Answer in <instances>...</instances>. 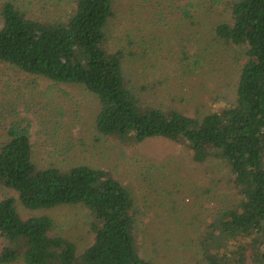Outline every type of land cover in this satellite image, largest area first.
I'll return each mask as SVG.
<instances>
[{"label": "trees", "instance_id": "trees-1", "mask_svg": "<svg viewBox=\"0 0 264 264\" xmlns=\"http://www.w3.org/2000/svg\"><path fill=\"white\" fill-rule=\"evenodd\" d=\"M38 1L41 11L32 9ZM0 0V62L59 83H78L99 99L96 130L122 141L163 137L193 161L220 160L233 199L198 229L204 264H264V0H220L228 22L213 38L239 48V78L230 105L201 115L143 106L108 49L112 0ZM42 1V0H41ZM66 1V3H65ZM66 7H68L66 9ZM46 8V9H45ZM30 120L11 124L0 144V183L27 208L82 204L92 217V243L82 252L50 235L47 216L22 218L14 197H0V264H155L142 256L129 189L107 170L78 165L61 171L31 160Z\"/></svg>", "mask_w": 264, "mask_h": 264}, {"label": "rangeland", "instance_id": "rangeland-1", "mask_svg": "<svg viewBox=\"0 0 264 264\" xmlns=\"http://www.w3.org/2000/svg\"><path fill=\"white\" fill-rule=\"evenodd\" d=\"M219 1L112 0L114 15L104 28L108 49L119 51L121 74L141 105L202 116L234 102L240 50L213 38L215 25L229 21ZM31 8L41 11L38 1ZM98 109V97L81 84L0 62V144L11 124L30 120L37 167L104 169L129 189L143 257L155 264H204L198 229L233 199L229 169L217 159L193 161L188 149L163 137L132 142L102 135L95 125ZM0 197L16 198L24 219L50 218V235L73 242L78 252L93 241L91 213L82 204L30 209L1 183ZM3 242L0 236V248Z\"/></svg>", "mask_w": 264, "mask_h": 264}]
</instances>
